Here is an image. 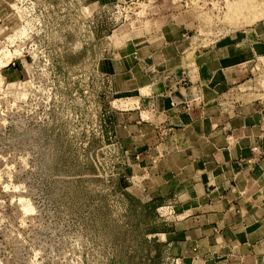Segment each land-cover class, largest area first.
I'll list each match as a JSON object with an SVG mask.
<instances>
[{"label": "rangeland", "instance_id": "1", "mask_svg": "<svg viewBox=\"0 0 264 264\" xmlns=\"http://www.w3.org/2000/svg\"><path fill=\"white\" fill-rule=\"evenodd\" d=\"M263 14L259 0H0V264H176L128 173L102 60L174 17L212 41Z\"/></svg>", "mask_w": 264, "mask_h": 264}, {"label": "crops", "instance_id": "2", "mask_svg": "<svg viewBox=\"0 0 264 264\" xmlns=\"http://www.w3.org/2000/svg\"><path fill=\"white\" fill-rule=\"evenodd\" d=\"M191 26L168 19L103 58L117 139L172 261L264 264V14L212 41Z\"/></svg>", "mask_w": 264, "mask_h": 264}, {"label": "built area", "instance_id": "3", "mask_svg": "<svg viewBox=\"0 0 264 264\" xmlns=\"http://www.w3.org/2000/svg\"><path fill=\"white\" fill-rule=\"evenodd\" d=\"M253 152H254V153L256 152L257 155H261V153L258 152L256 148L253 149Z\"/></svg>", "mask_w": 264, "mask_h": 264}, {"label": "bare ground", "instance_id": "4", "mask_svg": "<svg viewBox=\"0 0 264 264\" xmlns=\"http://www.w3.org/2000/svg\"><path fill=\"white\" fill-rule=\"evenodd\" d=\"M233 2V1H232ZM8 55V54H7Z\"/></svg>", "mask_w": 264, "mask_h": 264}]
</instances>
